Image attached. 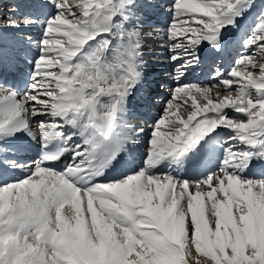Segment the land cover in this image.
Masks as SVG:
<instances>
[{"label": "snow or ice", "instance_id": "obj_1", "mask_svg": "<svg viewBox=\"0 0 264 264\" xmlns=\"http://www.w3.org/2000/svg\"><path fill=\"white\" fill-rule=\"evenodd\" d=\"M0 19V264H264V0ZM150 63L174 86L136 124Z\"/></svg>", "mask_w": 264, "mask_h": 264}, {"label": "bare ground", "instance_id": "obj_2", "mask_svg": "<svg viewBox=\"0 0 264 264\" xmlns=\"http://www.w3.org/2000/svg\"><path fill=\"white\" fill-rule=\"evenodd\" d=\"M151 19H153L155 21L163 20L162 17H155V19L154 18H151ZM33 31H35V30H33ZM155 59L156 58L153 57V59H149V60L152 61V60H155ZM158 68L166 69V68H170V65H168L166 63H164V64H162V63H150V65L146 69L147 76H148L146 84H151L152 81L150 79H152L153 73L157 72ZM21 71L22 72L27 71V66H22L21 67ZM166 71L168 72V70H166ZM167 76H170V79H168V82H167V84L165 86V88H166L165 96H168V93H169V89L168 88H169V86L171 84L174 85V83H173L174 81L172 79V73H169ZM202 78L203 77H201V79ZM147 88H149V87H146V89ZM150 89H153V88H150ZM149 91H151V90H149ZM166 99H164V100H166ZM136 107H137V111L131 117L132 121L134 123H136V124H142V123H138L136 121L137 117H140L141 119H146L147 122L150 123L151 122V117L154 116L158 111H160L162 109L161 108L162 107L161 102L157 103L156 105H153L152 102L151 103H145V102H143L142 100H139V99L136 101Z\"/></svg>", "mask_w": 264, "mask_h": 264}, {"label": "rangeland", "instance_id": "obj_3", "mask_svg": "<svg viewBox=\"0 0 264 264\" xmlns=\"http://www.w3.org/2000/svg\"><path fill=\"white\" fill-rule=\"evenodd\" d=\"M7 4H8V0H4L3 5L0 6V17H2L4 14H6V12H7ZM150 18H154L155 19L154 16L150 17ZM162 19H164V18L162 17ZM0 22H2V19H0ZM148 59H153V57H148ZM166 70H168V72ZM171 71H172L171 66H170V68H166V69L158 68L157 72L153 73L152 79H150L152 81L151 84H146V87H149V85H150L149 88H153V89H151V91H149L150 89H147V91H146V93L150 97V101L153 103V105L157 104L158 102H161L163 104V106H164L165 101L169 98L167 96V99H166V96H165V90L166 89L164 90V87L166 86V84L168 82V79H170V76H167V75L169 73H171ZM189 78L192 79V77H189ZM162 81H164L163 82L165 84L164 87H161V85H164V84L160 83ZM155 82H156L157 85L155 84ZM154 84H155V87H153ZM160 92H161V94H160ZM161 98H162V100H164V99H166V100L161 101ZM163 106L161 108H163ZM136 121H140V123H142V124L143 123H148L146 119H141L140 117H137Z\"/></svg>", "mask_w": 264, "mask_h": 264}]
</instances>
